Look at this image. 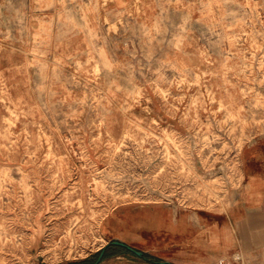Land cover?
Here are the masks:
<instances>
[{"label":"rangeland","instance_id":"rangeland-1","mask_svg":"<svg viewBox=\"0 0 264 264\" xmlns=\"http://www.w3.org/2000/svg\"><path fill=\"white\" fill-rule=\"evenodd\" d=\"M257 142L264 0H0V264H94L118 207L224 212Z\"/></svg>","mask_w":264,"mask_h":264},{"label":"crops","instance_id":"crops-1","mask_svg":"<svg viewBox=\"0 0 264 264\" xmlns=\"http://www.w3.org/2000/svg\"><path fill=\"white\" fill-rule=\"evenodd\" d=\"M243 188L224 212L183 208L164 203L138 209L118 207L104 219L108 239L98 264H219L235 253L264 255V143L243 152ZM120 241L142 252L137 256ZM99 258V257H98ZM97 258V260H98ZM97 262V261H96Z\"/></svg>","mask_w":264,"mask_h":264},{"label":"water","instance_id":"water-1","mask_svg":"<svg viewBox=\"0 0 264 264\" xmlns=\"http://www.w3.org/2000/svg\"><path fill=\"white\" fill-rule=\"evenodd\" d=\"M113 244L116 245V246L124 247V248H126L127 250H129L130 252L134 253V254L137 255V256H140V257L143 256V253H142V252H139V251L133 249L132 247H130V246L124 244L123 242H120V241H113ZM103 255H104V251L101 252V254H100V256H99L97 262L94 263V264H98V263L101 261ZM161 264H167V263L163 261V262H161Z\"/></svg>","mask_w":264,"mask_h":264},{"label":"built area","instance_id":"built-area-1","mask_svg":"<svg viewBox=\"0 0 264 264\" xmlns=\"http://www.w3.org/2000/svg\"><path fill=\"white\" fill-rule=\"evenodd\" d=\"M237 260H241V257H240V255H238V259ZM237 260H235L234 259V261H237ZM219 264H229L226 260H222V261H220V263Z\"/></svg>","mask_w":264,"mask_h":264},{"label":"trees","instance_id":"trees-1","mask_svg":"<svg viewBox=\"0 0 264 264\" xmlns=\"http://www.w3.org/2000/svg\"><path fill=\"white\" fill-rule=\"evenodd\" d=\"M100 254V253H99Z\"/></svg>","mask_w":264,"mask_h":264}]
</instances>
